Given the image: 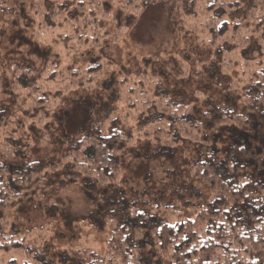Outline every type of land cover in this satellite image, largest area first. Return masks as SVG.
Segmentation results:
<instances>
[{"label": "trees", "instance_id": "16d2710c", "mask_svg": "<svg viewBox=\"0 0 264 264\" xmlns=\"http://www.w3.org/2000/svg\"><path fill=\"white\" fill-rule=\"evenodd\" d=\"M86 1L36 0L27 18L59 23L64 29L59 35L67 44L83 48L90 57L82 70L61 67L47 52L38 73L13 67L12 89L26 92L24 108L32 112L27 119L35 118L37 124L51 116L54 103L66 93L68 85L63 88L62 82L74 88L77 78L86 76L82 85L97 86L109 77L106 67L92 63V56L110 36L106 25L134 18L148 0ZM250 1L248 15L241 20L232 19L236 0H182L178 7L190 33L206 40L200 42L210 50L205 67L219 63L224 78L238 67L243 69L240 81L219 85L225 97L234 94L236 100L226 97L216 104L199 95L184 104L166 101L164 77L139 70L121 80L127 86L122 100L126 110H144L141 132L135 135L133 129L129 134L103 120L70 146L69 181L88 195L101 192L95 217L108 236L101 257L89 249L67 251L60 256L61 264H264V0ZM7 3L0 0V14L9 21ZM90 5L94 8L88 10ZM189 18L199 22L191 23ZM251 39H256L260 59L256 67L243 58ZM140 138L159 151H173L185 142L196 150L188 164H179L177 158L186 170L184 179L196 186L190 216H185L186 208L180 212L161 204L145 210L119 187L122 159ZM21 150L17 147V156ZM1 152L8 164H0V211L28 196L35 198L45 187L44 164L16 159L9 148ZM0 222V249L26 251L22 239L6 235L9 223ZM30 256L27 251L26 260ZM26 260L24 264H29Z\"/></svg>", "mask_w": 264, "mask_h": 264}, {"label": "rangeland", "instance_id": "374dc122", "mask_svg": "<svg viewBox=\"0 0 264 264\" xmlns=\"http://www.w3.org/2000/svg\"><path fill=\"white\" fill-rule=\"evenodd\" d=\"M35 1L9 0L10 20H4L0 14V164H8L1 152L7 148L14 151L16 159L41 162L45 187L35 198L28 196L20 204L0 211V219L10 225L6 235H16L27 247L26 251L0 249V264L12 260L24 264L27 251L31 255L26 260L29 264H61L62 252L66 255L67 251L79 249H89L97 257L104 254L108 231L95 217L101 192L92 191L88 195L78 184L69 181L70 164L66 156L70 154V146L100 121L106 120V124L126 129L129 134L135 129L136 134L131 135H138L144 128V110L127 111L122 101L127 95L124 89L127 86L121 80L124 76L143 70L164 77L165 99L176 104L197 100L195 96L199 95L219 104L226 97L235 98L234 94L225 97L219 85L240 81L245 75L241 67L231 71L228 78H224L219 63L211 62L210 67H205L211 60L210 50L200 45L206 40L202 35L191 34L190 27L184 23L187 19L179 15L182 0H148L134 18L106 25L110 36L102 43L103 49L92 56V63L106 67L109 77L100 80L102 84L97 86L82 85L86 76L77 78L78 86L74 88L69 82H62L63 88L68 85L66 93L54 103L51 116L41 118V124H37L35 118L27 119L32 112L24 108L26 92L12 89L13 67L38 73L44 67L47 52L48 58L61 67L82 70L90 57L83 48L67 44L65 36L59 35H64L59 23L51 22L50 18L27 19ZM236 1L232 19L246 18L251 1ZM92 8L90 5L88 10ZM189 21L199 22V19L189 18ZM255 41L251 39V46L243 55L254 67L260 61ZM152 58L158 60L152 62ZM17 147L22 148L20 156L15 153ZM194 151L187 142L176 145L173 151H159L140 138L122 159L119 187L145 210L150 205L161 204L180 212L186 208L185 216H190L194 212L191 206L195 202L196 186L184 179L186 170L179 164L193 160ZM27 232L35 234L27 237Z\"/></svg>", "mask_w": 264, "mask_h": 264}]
</instances>
